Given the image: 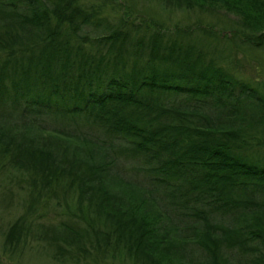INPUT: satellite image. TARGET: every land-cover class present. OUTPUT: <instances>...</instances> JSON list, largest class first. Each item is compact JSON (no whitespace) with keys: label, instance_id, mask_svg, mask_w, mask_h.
Returning a JSON list of instances; mask_svg holds the SVG:
<instances>
[{"label":"trees","instance_id":"trees-1","mask_svg":"<svg viewBox=\"0 0 264 264\" xmlns=\"http://www.w3.org/2000/svg\"><path fill=\"white\" fill-rule=\"evenodd\" d=\"M212 1L242 16L232 38L111 0H0V164L60 214L19 216L4 251L32 226L59 263L264 264V78L238 76L255 60L233 43L264 47V0Z\"/></svg>","mask_w":264,"mask_h":264},{"label":"rangeland","instance_id":"rangeland-1","mask_svg":"<svg viewBox=\"0 0 264 264\" xmlns=\"http://www.w3.org/2000/svg\"><path fill=\"white\" fill-rule=\"evenodd\" d=\"M97 1V0H94ZM204 6L202 10L197 11H185V10H170L160 3L154 1L148 2L146 0H111L112 4H115V9L118 8L116 3H124V8H119L120 11L129 12V9L126 7L132 6L133 14L132 17H137V20L141 19L139 16L142 15V21L144 20H154L163 22L164 26L168 29H172V26L177 23L179 26H183L189 23H193L196 19H201L205 23H210L215 26L222 34L227 35V38L230 37V29L236 28L240 21H242V16L235 15L233 13L226 12L223 5H215L212 0H203ZM228 3L231 6H236L237 2L234 0H228ZM110 5V4H109ZM110 8H105L103 14L107 16V20L110 23H114L115 19L113 18L114 11ZM250 12V11H249ZM251 13V12H250ZM139 18V19H138ZM251 20V19H250ZM252 21V20H251ZM145 23V22H143ZM204 25V24H203ZM85 32H88L90 36H95L99 34L94 28L85 29ZM240 37L239 35L237 36ZM234 40V45L237 48L235 51L237 59L244 63L243 57L246 56L250 61L249 64L242 65L239 72L237 73L240 78H264V47L249 49L246 47L244 50L241 46L240 41L241 37ZM240 40V41H239ZM244 46H247L243 44ZM245 48V47H244ZM44 122L46 121L43 118ZM50 124V121H48ZM46 134V133H45ZM47 135V134H46ZM25 175H21L11 169L8 165L0 164V264H73L69 263H59L53 260L52 252L53 247L49 246L48 243L44 241H39L37 243L33 236L35 234V228H32L37 222H47L49 219L58 220L60 218L59 209H54L53 205L50 204H39L34 206V209L29 207V204L32 203L28 195L27 184L28 180L25 178ZM34 211V212H33ZM31 215V229L30 232H27V237L18 245V249L13 250L11 253L3 250V240L4 234L9 228V226L21 215L29 214ZM45 213L47 218L37 220L38 215ZM49 218V219H48ZM35 223V224H33ZM108 260V259H107ZM130 262L123 263L119 260L106 261L103 264H129ZM84 264V263H80ZM97 264V263H92Z\"/></svg>","mask_w":264,"mask_h":264}]
</instances>
